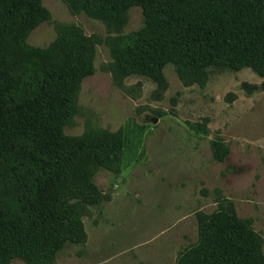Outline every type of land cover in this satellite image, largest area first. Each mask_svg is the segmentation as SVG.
Masks as SVG:
<instances>
[{"label":"rangeland","instance_id":"374dc122","mask_svg":"<svg viewBox=\"0 0 264 264\" xmlns=\"http://www.w3.org/2000/svg\"><path fill=\"white\" fill-rule=\"evenodd\" d=\"M41 1L48 17L29 33L30 46L48 49L69 33L92 46V72L76 88L63 133L95 144L104 159L81 156L100 199L78 205L77 243L42 264H178L201 217L228 208L249 225L264 261V76L248 67L187 74L170 64L159 83L128 73L140 8L120 24L66 0Z\"/></svg>","mask_w":264,"mask_h":264},{"label":"trees","instance_id":"16d2710c","mask_svg":"<svg viewBox=\"0 0 264 264\" xmlns=\"http://www.w3.org/2000/svg\"><path fill=\"white\" fill-rule=\"evenodd\" d=\"M66 1L120 24L129 8H140L144 26L127 44L128 73L159 83L170 64L187 74L248 67L264 76V0ZM47 17L41 0H0V264L51 260L79 239L78 205L100 199L90 170L79 164L87 155L103 162L97 146L63 133L76 88L92 72L93 49L78 33L48 49L30 46L29 33ZM178 264L264 261L249 225L228 208L201 217L198 238Z\"/></svg>","mask_w":264,"mask_h":264},{"label":"water","instance_id":"95a60500","mask_svg":"<svg viewBox=\"0 0 264 264\" xmlns=\"http://www.w3.org/2000/svg\"><path fill=\"white\" fill-rule=\"evenodd\" d=\"M153 121H155V119H153Z\"/></svg>","mask_w":264,"mask_h":264}]
</instances>
